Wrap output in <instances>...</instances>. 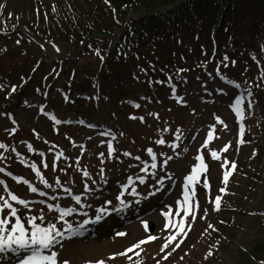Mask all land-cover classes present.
Wrapping results in <instances>:
<instances>
[{"label": "rangeland", "instance_id": "obj_1", "mask_svg": "<svg viewBox=\"0 0 264 264\" xmlns=\"http://www.w3.org/2000/svg\"><path fill=\"white\" fill-rule=\"evenodd\" d=\"M112 13L104 0H0V144L5 145L0 148V175L13 194L28 202V208L10 202L24 214L22 220L42 212L45 223H54L64 233L52 249L58 253V264L98 260L104 264H250L264 237V24L250 21L259 28L255 34L262 42L259 50L249 46L241 51V58L222 51L208 65L207 36L195 31L193 37L188 25L153 30L151 38L160 43L158 52L139 42L133 30L135 36L125 38L132 58L118 60V55L109 54V46L100 48L101 61L93 53L81 56L80 34L88 26L90 31L96 27L109 31L108 37H94L103 44L126 36L124 22L115 23L116 13ZM126 16L122 13L121 21ZM31 27L43 32L41 43ZM91 34L99 33L82 34L81 39L85 42ZM178 45L185 48L180 59L191 55L189 59L179 60ZM237 50L241 48L235 45L230 52ZM147 57L153 59L151 73L139 61ZM156 58H161L159 64ZM110 60H116L119 74L102 84L96 77L88 79L93 73L101 75L102 64ZM58 61L78 77L61 73L56 78L51 70ZM33 67L37 70L31 73ZM47 74L53 75L51 83L44 79ZM22 87L26 97L16 96ZM237 97L242 99V116L233 108ZM133 102L139 107L130 105ZM158 139L165 143L157 144ZM149 148L155 161L148 155ZM213 151L218 159L211 155ZM197 156L203 157L207 168L187 185L192 193L190 213L185 216V177L199 163ZM154 162L156 168L151 167ZM33 165L50 187L41 182ZM129 176L140 196L131 195L133 185L122 189ZM138 176L145 178L144 184ZM30 179L37 192L27 187ZM172 179L178 187L165 197ZM154 189H158L155 195L145 199ZM121 191L130 206L109 211L91 223L98 208L119 206L116 196ZM0 195L8 197L1 185ZM77 195L79 204L73 199ZM41 200L47 205L41 206ZM160 200H166L164 205ZM63 208L73 209L64 220L76 231L84 220L90 221L78 230L90 238L71 235L75 232L59 219ZM129 215L143 217L124 222ZM176 219L184 220L183 232L173 227ZM144 221L150 225L147 231ZM170 236L176 239L169 242ZM141 240L145 243L132 247ZM166 242L168 247L163 248Z\"/></svg>", "mask_w": 264, "mask_h": 264}, {"label": "snow or ice", "instance_id": "obj_2", "mask_svg": "<svg viewBox=\"0 0 264 264\" xmlns=\"http://www.w3.org/2000/svg\"><path fill=\"white\" fill-rule=\"evenodd\" d=\"M225 59H227V57H225ZM0 87H2V85H0ZM236 87H239V85H236ZM12 90L15 91V87H13ZM241 103H242V99L240 97H237L235 104L233 105V108L236 111L237 116H242V112L240 108ZM135 106L139 107V105H135ZM53 119L55 120L56 118L53 116ZM56 122L59 123L60 121L57 120ZM211 139H212V133L209 132L208 140ZM156 143L164 144L165 140L158 139ZM205 145H207V141H205ZM3 147H5V145L0 144V148ZM108 147H109V152L113 151L111 144H109ZM147 152L148 155L152 158V160L155 161L156 155L153 153V150L149 148L147 149ZM125 155H130V153H125ZM211 155L213 156V158H217V159L219 158L218 154L215 151H213ZM136 159H139V157H136ZM168 159H171V157H169ZM196 160L199 161V163L194 165L191 174L185 177V181H186L185 187H187L188 184L194 183L197 180L198 172L206 171L207 166L203 162V157L197 156ZM164 164H167V159L164 161ZM151 167L156 168L157 164L154 162L152 163ZM232 167L235 168L234 163L232 164ZM33 168L36 171V175L40 177L41 182L46 187H50V185H48V182L44 179V177L41 176L40 171L38 169H35L34 165ZM146 169H147V165H145V168L142 169V171ZM0 171H3V169H0ZM84 175L87 176L88 173L85 172ZM228 176L229 173L225 172L224 173L225 182H227ZM137 179L140 184L145 183V178L143 176H138ZM0 184H3V181H0ZM130 185H133L131 188V195L140 196L141 194L137 192L136 187L134 186L133 177L131 176L127 177V183L122 185V189L127 190ZM205 186L207 187V184H205ZM4 190L8 192V197L5 198V196L0 195V256H2L3 254L10 253L12 256L15 257L16 264H58V259H57L58 253L52 249L59 242L57 239L58 237L61 239L64 238V233L60 229H58L54 223L52 222L45 223L44 222L45 217L43 216L42 212L38 216L28 215L26 219L22 220V216L24 214L19 213V210L15 206H13V204L10 201H15L16 204L23 205L26 209L28 208V202L24 199H21L12 192L8 191L7 186H5ZM30 191L37 192L38 189L36 187H31ZM155 191H158V189H154L152 191L147 192L144 195V198L147 199V197L155 195ZM221 191H223V189H221ZM40 195H45V193L41 192ZM123 196H124V191H121L116 196V200L119 202V206H113L111 209L107 207L98 208L96 210L97 215L95 216L94 220L91 222L95 223L100 221L103 218V215L109 214V211L120 212L124 208L129 207L130 202L126 203L125 200L123 199ZM73 199L79 204L80 196L78 195L74 196ZM136 202L139 203L140 201L137 200ZM41 203H43V201H41ZM215 203H216V208L219 209L220 206L219 196L216 198ZM105 204L110 205L112 204V201H105ZM48 208L49 210H51L53 208V205L49 204ZM72 211L73 209L70 208L59 209V213H60L59 219L64 221V224L67 225V229L69 231L72 230V225L68 224V222L64 220V217L70 215ZM183 212L185 216L189 215L190 213V208L188 206L187 192H185ZM163 215L165 217H168L169 212L165 211ZM88 223H90L89 220H84L83 223L80 224L79 229H83V226ZM142 223L144 225L145 230L147 231L150 225L146 221ZM26 225L28 227H26ZM173 227H176L179 231L183 232L184 221L180 220L179 223L173 225ZM79 229H77V231ZM117 234L124 235L125 233H117ZM148 239L154 240L156 239V237L149 236ZM175 239L176 236H170L169 242ZM143 243H145V241L141 240L139 244H135L132 247L138 248L140 244ZM167 247H168V242H166L163 245V248H167ZM163 248L161 249L162 251ZM128 251H132V248H129ZM121 255H124V253H121ZM209 255H211V253H209ZM128 258L131 259V257ZM62 264H69V262L63 261ZM89 264H92V262H89ZM94 264H104V262L102 260H98L95 261ZM262 264H264V262H262Z\"/></svg>", "mask_w": 264, "mask_h": 264}, {"label": "trees", "instance_id": "obj_3", "mask_svg": "<svg viewBox=\"0 0 264 264\" xmlns=\"http://www.w3.org/2000/svg\"><path fill=\"white\" fill-rule=\"evenodd\" d=\"M117 1V0H114ZM129 9H127V16L130 15L128 22V29H133L137 32L139 42L143 41L144 45L151 43L154 44L151 38L153 30H161L166 23L174 24L173 22L184 21L188 19L189 22L195 23V25L205 28L209 34V30L212 29V23L217 28L216 30L241 32L244 35L246 30H257L249 26H241L239 23H245L248 17L255 12L259 15L261 20H264V0H188L176 6L175 9L164 12L150 14L151 12L160 9L162 7L172 6L178 0H127ZM262 3L260 7L256 8V5ZM118 8L120 6L118 5ZM141 16L140 18H138ZM173 21V22H172ZM219 27V28H218ZM202 28V27H201ZM101 33V30H98ZM148 38H151L148 40ZM151 41V42H150ZM117 44L112 41V51L115 53ZM88 51L87 46L83 49ZM91 54V52H90ZM256 247L259 254L253 256L250 259V264H258L257 260L264 262V239L259 240Z\"/></svg>", "mask_w": 264, "mask_h": 264}]
</instances>
